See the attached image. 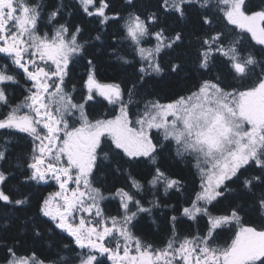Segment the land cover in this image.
Masks as SVG:
<instances>
[{
  "label": "snow or ice",
  "instance_id": "snow-or-ice-1",
  "mask_svg": "<svg viewBox=\"0 0 264 264\" xmlns=\"http://www.w3.org/2000/svg\"><path fill=\"white\" fill-rule=\"evenodd\" d=\"M109 9L108 0H75L73 7L0 0L3 264H105V257L111 264H264V224H245L241 215L247 205L264 217V0H124L120 10ZM74 11L81 23L72 22ZM84 18L98 19L101 28L123 22L122 41L137 63L115 46L109 54L133 68L126 89L97 79V57L80 39ZM42 20L50 31L40 32ZM242 34L254 44L245 47ZM149 39L154 43L144 47ZM92 40L102 41L101 33ZM85 58V94L77 102L66 81ZM16 88L23 95L12 103ZM90 103L112 113L91 118ZM14 139L31 145L17 157L22 182L56 185L24 218L15 213L29 199L2 187ZM169 158L194 161L199 190L178 211L197 231L181 237L178 216L162 212L171 234L157 247L134 229L145 217L157 225L156 209L177 211L158 195L185 191L166 166ZM108 176L126 183L106 188ZM145 192L152 194L147 206L138 198ZM105 201H118L116 215L106 214ZM222 201L224 211L213 214L209 206ZM14 225L15 235L8 234ZM233 225L229 241L215 245L217 230Z\"/></svg>",
  "mask_w": 264,
  "mask_h": 264
},
{
  "label": "trees",
  "instance_id": "trees-1",
  "mask_svg": "<svg viewBox=\"0 0 264 264\" xmlns=\"http://www.w3.org/2000/svg\"><path fill=\"white\" fill-rule=\"evenodd\" d=\"M141 0H138L140 3ZM145 5H155L156 0H142ZM29 3H42L44 6H50L57 3V0H29ZM65 5L69 7H73L75 4V0H64ZM110 4L109 15L113 11L120 10L123 6L124 0H108ZM252 5H256L259 3V0H250ZM140 11H143V8H140ZM47 15V7L44 10V17L46 20ZM82 14L75 12L71 18L73 23H81ZM64 19H68V17H64ZM45 20L41 21L40 24V32L50 31V27L45 26ZM63 22V19L61 20ZM123 22H112L109 21L103 28L99 25L98 19L96 18H84L83 27L84 31L80 37L81 42L88 40L89 46L87 48L88 56L97 57V64L99 67V72L97 74V79L101 83H110L113 81L122 82L125 89L128 86V81L130 79L129 74L133 71V68L130 66H126L125 68H121L118 62L114 57L110 56V46H115L119 48V50L127 54L129 59L133 60V63H137V60L129 47V44L122 41L123 30L120 28V24ZM222 26V24H221ZM97 32H100L102 35V41H94L92 37H94ZM243 35V43L245 47H250L254 44L251 41V37L247 34ZM113 36H115L118 40H121L120 44L114 45ZM256 49H259V46H255ZM5 62V57L0 55V64ZM86 58L84 60L79 61L71 66V74L67 79V88L68 90H72L73 85H75V97L77 102L82 100L84 93L83 89V80L86 78ZM22 79V78H21ZM23 83V81H22ZM23 95V88H16L12 93V103L18 102ZM135 106H133L132 111H135ZM87 110L91 118H97L101 114H110L112 113V109L110 106L101 107L100 105L89 104L87 106ZM7 111L6 108L0 107V112ZM2 136H0V140H2ZM30 141L28 140H13L12 145L10 146V171L11 176L7 183L3 185V189L6 193H10L13 198H24L27 197L29 199V204L24 206V211L16 212L15 214L24 218L25 216H31L35 211L34 205L37 200L47 195L49 192L55 191L56 186L53 183L50 184H25L22 182L23 177L21 175L22 169L18 168L17 165V157L20 156L21 153H25L30 151ZM194 161L191 158L186 159L185 161H176L175 159L169 158L167 160L166 166L171 169V171L178 177L184 181L185 191L183 194L171 193L169 196L165 197L162 192L158 193L159 198L163 204L174 205L177 211L173 212L170 209H156L154 210V217L157 220V225H152L151 220L145 217L141 221V227L134 229V232L137 236L141 237L146 243H152L153 245L159 247L166 241L168 236L171 234L170 227L165 224V217L162 215V212H166L167 216H171L173 214L178 216V224L177 231L181 237L189 234H195L197 231L196 225H194L191 221H187L186 218L179 216V208L181 204L185 200H189L191 197H194L195 191L199 190V180L196 175V170L194 168ZM8 167V165H6ZM134 174L139 175L142 171L141 168L134 169ZM99 175V173L97 174ZM105 187H110L113 183L117 186L124 185L126 183V179L124 177L113 178L112 176H108L105 181ZM138 198H142L147 206V202L152 199V194L150 192H145L138 196ZM104 209L106 214L108 215H116L118 211V201H105ZM227 206L226 201H222L219 204H216L214 207L209 206L210 210L213 214L222 213ZM243 218V223L245 224H255L260 226L264 224V217H261L257 212L251 210L246 205V214L241 213ZM3 222V217H0V223ZM201 230H203V225L206 223V220H202L201 222ZM19 225H14L8 234L15 235L17 228ZM235 230V225L232 226L231 230L228 228L217 230L218 234L214 241L215 245L223 246L228 241ZM66 235V234H65ZM54 239H59V237H55ZM65 242H70V238ZM46 247V246H45ZM38 254H43L44 249L41 246H37ZM4 251L0 250V264H3ZM105 264H111L110 261H107V258H103Z\"/></svg>",
  "mask_w": 264,
  "mask_h": 264
},
{
  "label": "rangeland",
  "instance_id": "rangeland-1",
  "mask_svg": "<svg viewBox=\"0 0 264 264\" xmlns=\"http://www.w3.org/2000/svg\"><path fill=\"white\" fill-rule=\"evenodd\" d=\"M154 43V41H152V40H150L149 39V41H147V42H145L144 43V47H149L151 44H153ZM1 56H3V54H0ZM4 57V56H3ZM135 111H136V109H135ZM135 111H133V112H135ZM50 183H53L54 185H55V183L54 182H50ZM56 186V185H55Z\"/></svg>",
  "mask_w": 264,
  "mask_h": 264
}]
</instances>
